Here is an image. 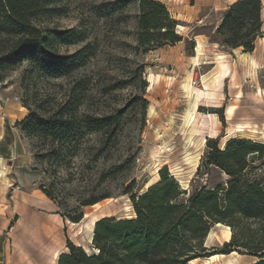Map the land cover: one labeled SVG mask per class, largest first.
Segmentation results:
<instances>
[{"label": "rangeland", "instance_id": "rangeland-1", "mask_svg": "<svg viewBox=\"0 0 264 264\" xmlns=\"http://www.w3.org/2000/svg\"><path fill=\"white\" fill-rule=\"evenodd\" d=\"M107 1L113 0H62L57 5L63 8V16L41 22L82 36L70 46H60L61 53L71 54L87 42L92 44L95 52L86 68L66 79L47 80L31 73L23 63L0 82V105L18 103L25 110L21 121L29 115L23 101L29 109L48 116L71 95L69 89L76 81H85L84 90L79 92L78 115L89 112L113 115L114 119L107 134L81 132L70 143L27 137L16 126L25 154L10 163L5 176L0 174V230L8 234L11 264H24L27 257L20 247L35 241V264H57L58 256L67 251L68 241L84 247L87 254L95 253L93 233L87 231L90 219L134 218L131 196L135 198L148 185L157 183L163 168L185 191L181 199L200 188L225 186L228 177L218 168H199L210 152L208 141L220 149L232 139L264 144V38L257 36L252 52H244L242 48L220 46L214 37L223 13L239 0H156L177 21L175 32L182 40L146 52L133 50L137 2L117 21L92 12V5ZM260 3V31L264 33V0ZM243 54L247 61L241 59ZM221 66L227 77L213 83L212 74L221 71ZM193 127L198 129L196 134ZM50 149H54L55 157L50 156ZM252 165L257 168L244 174L245 178L262 179L264 167L258 161ZM36 193L48 201L44 207L51 211L26 207L18 216V199H32ZM90 199L99 200L83 205ZM48 216L54 219L51 227L56 231V245L43 240L38 231L35 236L30 225L27 235L22 234L26 221ZM79 216L82 219L78 223L69 220ZM18 222L21 231L17 234ZM12 229L17 237L12 236ZM225 236L222 226L213 225L203 241L206 251L193 264L222 255L219 250L230 240ZM44 251L47 255L42 259ZM234 253L223 255L216 264L233 257L236 264L258 261L255 256Z\"/></svg>", "mask_w": 264, "mask_h": 264}, {"label": "trees", "instance_id": "trees-1", "mask_svg": "<svg viewBox=\"0 0 264 264\" xmlns=\"http://www.w3.org/2000/svg\"><path fill=\"white\" fill-rule=\"evenodd\" d=\"M62 0H0V82L5 76L26 63L30 72L47 79H66L86 68L95 49L83 44L73 53H61L81 40L73 30H56L41 25L63 16ZM137 2L134 51L143 52L182 40L176 34L177 21L171 18L165 5L156 0H113L92 5L99 18L120 21L123 12ZM260 0H239L222 15L214 31L215 42L229 50L242 48L252 52L257 36L264 38L260 23ZM85 81L73 82L64 101L48 116L29 109V115L16 126L27 137L45 138L52 143H70L77 133L107 134L114 125L113 115L96 116L89 112L78 115L81 106L79 92ZM75 93V94H74ZM210 152L204 165L218 168L228 179L225 186L200 188L181 199L185 191L159 171V181L137 197L131 196L134 218L116 221L103 218L94 225L92 247L87 254L81 247L67 242V251L57 258V264H191L206 251L203 241L213 225L230 228V240L219 250L228 255L255 256V264H264V176L246 179L244 174L264 167V144L247 139H232L220 149L208 141ZM50 156H56L54 149ZM97 153V152H96ZM198 168V169H199ZM97 200V201H96ZM99 199L83 203L93 205ZM81 216L69 219L78 223ZM259 255V256H258Z\"/></svg>", "mask_w": 264, "mask_h": 264}, {"label": "crops", "instance_id": "crops-1", "mask_svg": "<svg viewBox=\"0 0 264 264\" xmlns=\"http://www.w3.org/2000/svg\"><path fill=\"white\" fill-rule=\"evenodd\" d=\"M231 4V3H230ZM25 117V110L19 106L18 103L10 102L4 105H0V174L1 176H5L6 168L10 165L11 162L17 161L22 155L25 154V149L23 145V139L18 134V129L16 124L21 121ZM7 165V166H6ZM33 199V200H32ZM26 199V197L22 196L18 199V202L15 204V209L18 214L22 212L26 207L40 209L44 208V211H51L46 209L44 206H47L49 203L44 199V197L38 193L36 196L33 195V198ZM36 200V202H35ZM48 212V213H49ZM104 218V217H103ZM21 220V218H20ZM19 220V221H20ZM31 220V219H30ZM26 221L27 227L23 229V235H27L28 226H31V231L36 236V231L40 234L42 239L48 240L51 244L56 245V231L55 228H52V222L54 219H50V217H36L33 218L32 223ZM25 222V220H23ZM16 233L18 234L21 231V226L19 227V222L16 224ZM12 236H16L15 231L11 230ZM12 237L11 235H9ZM15 238V237H14ZM8 234L4 232V230H0V264H11L8 261ZM20 249L25 251L24 255H26L27 259L24 260V264L27 263V260H30V263H36V241L29 242L26 246L22 245ZM22 253V252H21ZM46 251L41 253L42 259L45 257ZM47 255V253H46ZM58 255L55 253L54 258ZM41 258V257H40ZM11 262V261H10ZM29 263V264H30Z\"/></svg>", "mask_w": 264, "mask_h": 264}, {"label": "bare ground", "instance_id": "bare-ground-1", "mask_svg": "<svg viewBox=\"0 0 264 264\" xmlns=\"http://www.w3.org/2000/svg\"><path fill=\"white\" fill-rule=\"evenodd\" d=\"M241 59H242L243 61H247V55H246V54H243L242 57H241ZM220 70H221V71H216L215 73L212 74L213 76H215V79H214L213 83H216V81H217L219 78H220V80H223V79H225V78L227 77V71L225 70V68H223V67L221 66V69H220ZM223 81H224V80H223ZM203 84H204L203 87H205L204 89L207 90L206 78H203ZM203 84H202V85H203ZM149 113H152V108H149ZM193 120H194V119H193ZM192 122H193V121H192ZM193 132H194V134H196V133L198 132V129H196L195 127H193ZM149 186H150V185H148L146 188H148ZM100 219H103V217H102V216H93V217L90 219V221H89V226H88V229H87V231H88V233H90V235H92V233H93V227H94L95 223L98 222ZM216 226H222V227L224 228V230H225V235H226V236H225V237H226V241H227L228 239H230L231 233H230V229H229L228 227H226V226H224V225H221V224H217ZM83 249H84V247H83ZM234 254H235V253H231L230 255H234ZM223 258H224L223 255L212 256L211 258L205 260V261L203 262V264H216V263L220 262L221 259H223ZM195 262H196V260L192 261L191 264H193V263H195ZM223 262H225L224 264H236V260H235L234 257L231 258V259H229V260H227V261H223Z\"/></svg>", "mask_w": 264, "mask_h": 264}]
</instances>
